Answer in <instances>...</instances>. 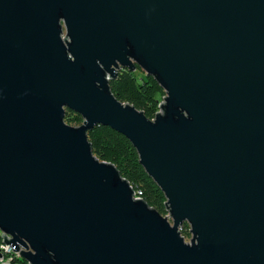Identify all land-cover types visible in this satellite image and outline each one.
Wrapping results in <instances>:
<instances>
[{"label": "water", "instance_id": "water-1", "mask_svg": "<svg viewBox=\"0 0 264 264\" xmlns=\"http://www.w3.org/2000/svg\"><path fill=\"white\" fill-rule=\"evenodd\" d=\"M137 66L152 119L109 86ZM97 125L172 222L95 156ZM0 234L28 264H264V0H0Z\"/></svg>", "mask_w": 264, "mask_h": 264}, {"label": "trees", "instance_id": "trees-1", "mask_svg": "<svg viewBox=\"0 0 264 264\" xmlns=\"http://www.w3.org/2000/svg\"><path fill=\"white\" fill-rule=\"evenodd\" d=\"M109 86L118 99L133 104L149 119L155 116L159 110V103L165 96V92L153 76L145 74L138 66L132 72L128 69H120L117 76L109 81ZM64 120L72 126H79L83 122L80 114L71 110H66ZM87 136L96 157L112 163L119 174L129 182L138 197L160 214L165 213L166 198L163 192L147 175L139 162L136 149L125 136L102 125H97L88 131ZM13 264H28V262L20 256H15Z\"/></svg>", "mask_w": 264, "mask_h": 264}, {"label": "built area", "instance_id": "built-area-1", "mask_svg": "<svg viewBox=\"0 0 264 264\" xmlns=\"http://www.w3.org/2000/svg\"><path fill=\"white\" fill-rule=\"evenodd\" d=\"M15 259V251L6 244H0V264H13Z\"/></svg>", "mask_w": 264, "mask_h": 264}, {"label": "rangeland", "instance_id": "rangeland-1", "mask_svg": "<svg viewBox=\"0 0 264 264\" xmlns=\"http://www.w3.org/2000/svg\"><path fill=\"white\" fill-rule=\"evenodd\" d=\"M159 99H161L160 96H158ZM163 216H166L170 222H172L171 217L169 216L168 211L165 210V213L162 214ZM180 234L183 236L185 242H190L191 239V233L189 231V224L187 222H184L183 225L179 228Z\"/></svg>", "mask_w": 264, "mask_h": 264}, {"label": "bare ground", "instance_id": "bare-ground-1", "mask_svg": "<svg viewBox=\"0 0 264 264\" xmlns=\"http://www.w3.org/2000/svg\"><path fill=\"white\" fill-rule=\"evenodd\" d=\"M137 197H138V196H137ZM15 256H16V257H19V254H18L17 252H15Z\"/></svg>", "mask_w": 264, "mask_h": 264}]
</instances>
